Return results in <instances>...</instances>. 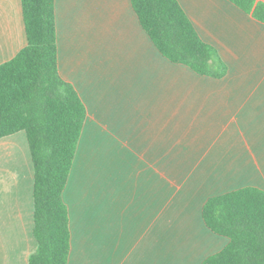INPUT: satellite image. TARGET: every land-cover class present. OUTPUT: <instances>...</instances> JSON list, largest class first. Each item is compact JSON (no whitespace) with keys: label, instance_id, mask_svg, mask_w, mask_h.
I'll use <instances>...</instances> for the list:
<instances>
[{"label":"crops","instance_id":"0c3cea01","mask_svg":"<svg viewBox=\"0 0 264 264\" xmlns=\"http://www.w3.org/2000/svg\"><path fill=\"white\" fill-rule=\"evenodd\" d=\"M228 67L167 58L131 0H55L58 70L86 107L64 201L67 264H203L230 241L206 201L264 190V22L230 0H178ZM27 45L21 0H0V64ZM25 131L0 138V264L37 250Z\"/></svg>","mask_w":264,"mask_h":264},{"label":"trees","instance_id":"16d2710c","mask_svg":"<svg viewBox=\"0 0 264 264\" xmlns=\"http://www.w3.org/2000/svg\"><path fill=\"white\" fill-rule=\"evenodd\" d=\"M27 45L0 64V138L25 131L34 166L37 250L28 264H67L70 218L64 201L86 107L58 70L55 0H21ZM141 25L171 61L222 77L228 67L198 34L178 0H131ZM264 22V0H230ZM207 226L230 239L203 264H264V190L247 186L209 198Z\"/></svg>","mask_w":264,"mask_h":264}]
</instances>
